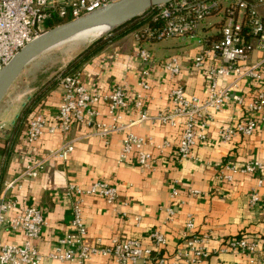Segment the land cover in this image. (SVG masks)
<instances>
[{
	"label": "crops",
	"instance_id": "obj_1",
	"mask_svg": "<svg viewBox=\"0 0 264 264\" xmlns=\"http://www.w3.org/2000/svg\"><path fill=\"white\" fill-rule=\"evenodd\" d=\"M206 21L202 26V36L218 38L221 21ZM214 27L218 29L215 34L212 33ZM155 43L159 42L136 41L133 31L109 43L81 67L79 72L83 83L90 91L100 93H109L121 87L127 98L133 100L140 92L138 76L146 67L137 55L139 48L153 50L154 58L159 62L165 61L161 58L169 56V43L160 42L154 46ZM199 49L177 51L182 72L176 81L185 88L187 96L204 100L209 93L207 76L191 68ZM261 55L254 52V59ZM18 79L0 104V147L9 145L11 149L7 161L6 156L0 154V189L5 181L18 176L28 164L38 161L49 150L58 148L68 140L75 142V150L68 162L50 161L40 170L38 177L24 178L21 188L13 191L20 206L39 208L45 217L41 238L35 242L41 254L55 250L59 239L72 233L73 197L67 195L69 185L87 188L97 181H106L118 189L119 198L114 205L107 204L99 197L83 198V220L87 230L85 242L89 246L110 245L118 239L135 238L144 246L152 247L154 243L150 232L159 230L168 240L162 252L171 255L183 241L186 222L193 218L195 234L210 237L208 247L211 253L197 264H253L251 255L220 252L224 242L230 238L245 237L261 244L264 242V212L259 206L249 204V195L257 189L259 175L238 173L230 183L219 178L220 168L224 164L240 167L258 160L264 165L262 122L258 123V129L252 136H236L231 142L220 140L221 126L235 124L244 118L242 106L230 102L215 113L207 141L199 144L192 157L184 160L177 157L180 128L151 119L140 121L139 114L132 107L120 113V122L127 126L125 132L101 136L94 127L80 125L68 133L45 132L35 144L29 145L25 138L26 121H22V126L16 132L13 125L15 117L21 114L19 101L25 92L19 88ZM151 85L146 103L149 118L166 114L171 109L168 92L173 82L168 72L157 65L153 68ZM241 91L248 97V88ZM62 93V87L57 84L36 102L25 119L39 112L52 118L57 113ZM99 110L98 120L110 123L107 105L102 103ZM128 132L152 139L154 144L168 140L171 149L159 154L147 147L153 150L156 157L155 164L149 170L140 168L135 161L119 163L122 139ZM262 176L264 178V172ZM173 190H176L175 195ZM195 190L199 193L191 195L190 192ZM260 192H264V185ZM169 209L174 211V215L170 216ZM138 217L139 221L136 220ZM0 241L22 244L24 238L20 232H1ZM255 258L256 264H264V255ZM44 264L79 263L46 261ZM85 264L111 263L94 256Z\"/></svg>",
	"mask_w": 264,
	"mask_h": 264
},
{
	"label": "built area",
	"instance_id": "obj_2",
	"mask_svg": "<svg viewBox=\"0 0 264 264\" xmlns=\"http://www.w3.org/2000/svg\"><path fill=\"white\" fill-rule=\"evenodd\" d=\"M118 1L0 0V69L26 44L47 31L45 24L48 20H75ZM144 14L148 15L146 22L133 30L138 42L198 37L200 49L191 62V68L207 76V98L201 100L187 96L185 88L176 81L182 72L177 58L159 62L150 50L140 47L137 55L146 67L138 76L140 92L133 100L127 98L121 87L109 93L90 91L83 83L80 72L63 75L58 82L63 93L57 113L52 118L42 112L27 118V144H35L45 132L68 133L80 125L94 127L101 136L125 132L127 126L120 122V113L132 107L139 114L140 121L151 119L180 128L177 157L184 160L192 157L194 149L207 141L215 113L230 102L242 106L244 118L235 124L221 126V142H231L236 136H252L258 129V123L264 124V0H173L153 7ZM220 14L223 17L219 37L210 39L200 36L205 21ZM254 52L262 55L253 60L251 56ZM157 65L168 72L173 82L168 92L171 109L166 114L149 118L146 112L147 93L152 88V72ZM243 86L248 88V97L241 91ZM102 103L107 105L110 123L98 120ZM22 105L26 107V101ZM19 117L20 114L15 117L13 125ZM74 143V140H68L58 148L49 150L41 159L28 164L18 176L2 184L0 233L20 232L24 241L22 244L0 241V264H44L46 261L85 264L94 256L105 258L111 264H197L209 256L210 237L195 234L193 218L186 222L183 241L171 255L162 252L168 240L159 230L150 232L154 243L152 247L144 246L135 238L118 239L110 245L89 246L85 242L87 230L83 220V198L99 197L107 204L114 205L119 192L106 181H97L87 188L69 185L67 195L73 197L72 233L60 238L55 250L41 254L35 242L41 238L45 217L39 208L20 206L13 191L21 188L24 178L38 177L40 170L50 161L68 162L75 150ZM147 147L164 154L171 149V143L164 140L154 144L152 139L128 132L122 139L118 162L135 161L140 168L151 169L156 157L153 150ZM263 172L264 165L258 160L240 167L230 163L220 168L219 178L230 183L238 173L259 175L257 189L249 195V204L259 206L264 212V192H260L264 185ZM190 193L196 196L199 192L195 190ZM173 194H176V190H173ZM168 212L170 216L174 215L172 209ZM220 252L248 254L256 264L255 256L264 255V242L261 244L245 237L230 238L224 242Z\"/></svg>",
	"mask_w": 264,
	"mask_h": 264
},
{
	"label": "water",
	"instance_id": "obj_3",
	"mask_svg": "<svg viewBox=\"0 0 264 264\" xmlns=\"http://www.w3.org/2000/svg\"><path fill=\"white\" fill-rule=\"evenodd\" d=\"M171 1L173 0H120L78 19L48 29L26 44L0 69V104L25 68L42 53L68 42L74 35L90 31L95 27L109 25L105 33L108 35L117 27L141 16L149 9ZM105 34L95 40L102 38Z\"/></svg>",
	"mask_w": 264,
	"mask_h": 264
},
{
	"label": "rangeland",
	"instance_id": "obj_4",
	"mask_svg": "<svg viewBox=\"0 0 264 264\" xmlns=\"http://www.w3.org/2000/svg\"><path fill=\"white\" fill-rule=\"evenodd\" d=\"M222 15L212 16L207 19L209 22H220L222 20ZM135 26H141L148 19V15L143 14L138 17ZM206 21V22H207ZM137 28V27H136ZM48 30V29H46ZM135 30V29H134ZM218 32L216 27L212 28V33L215 34ZM109 34V33H108ZM204 35L201 31L200 36ZM104 36H107L105 34ZM103 36V37H104ZM130 37V36H129ZM96 41V40H95ZM95 41L88 42L86 44L76 45L73 42L65 43L59 46H56L41 55H39L35 60H33L19 76L18 85L21 88V91H25L20 97L19 106L21 111L28 107L37 94H41L40 98L43 97L48 91L55 88L59 82V78L65 74L66 68L71 61H73L82 51L87 49ZM163 44L169 43L171 46L168 52L167 57L161 59H171L176 57L181 61L180 56L177 54L179 50H188L191 48H200V43L198 37L193 39H170L167 41H162ZM160 44L155 43L154 46ZM147 48V47H145ZM150 50L149 48H147ZM175 49V50H174ZM155 57V53L151 51ZM264 53V52H263ZM157 58V57H156ZM159 60V58H157ZM251 59H254V53L251 56ZM26 101V107H22V103ZM26 121V119H24Z\"/></svg>",
	"mask_w": 264,
	"mask_h": 264
},
{
	"label": "trees",
	"instance_id": "obj_5",
	"mask_svg": "<svg viewBox=\"0 0 264 264\" xmlns=\"http://www.w3.org/2000/svg\"><path fill=\"white\" fill-rule=\"evenodd\" d=\"M139 18L136 17L125 24L117 27L112 32H110L107 36H104L98 40H96L94 43H92L87 49L82 51L73 61L69 63V65L66 68L65 74H73L76 72H79L81 67L84 63H86L89 59H91L96 53H98L100 50H102L105 46H107L109 43L114 42L115 40L121 38L122 36L129 34L132 32L136 27L135 26L136 21ZM69 19H54V20H48L45 24L46 29H51L57 25L63 24L68 22ZM58 84V83H57ZM41 94H37V96L33 99L31 104L26 107L24 110L21 111L19 119L16 121V124L14 126L15 132L22 126V121L28 116L31 109L34 107L36 102L40 99ZM11 153V149L9 145H4L0 147V154H3L6 156V161L9 158ZM5 161V164H6ZM4 169V168H3Z\"/></svg>",
	"mask_w": 264,
	"mask_h": 264
},
{
	"label": "bare ground",
	"instance_id": "obj_6",
	"mask_svg": "<svg viewBox=\"0 0 264 264\" xmlns=\"http://www.w3.org/2000/svg\"><path fill=\"white\" fill-rule=\"evenodd\" d=\"M109 25H103L101 27H95L90 31H83L77 35H74L70 38V40L66 43L73 42L76 45L86 44L88 42L94 41L96 38L100 37L101 35L105 34ZM65 44V43H63ZM62 45V44H61Z\"/></svg>",
	"mask_w": 264,
	"mask_h": 264
}]
</instances>
